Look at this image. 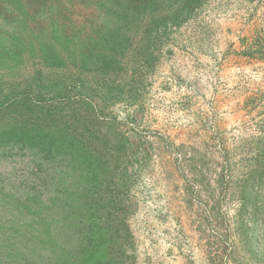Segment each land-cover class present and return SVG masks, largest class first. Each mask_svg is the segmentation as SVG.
<instances>
[{
  "label": "rangeland",
  "instance_id": "obj_1",
  "mask_svg": "<svg viewBox=\"0 0 264 264\" xmlns=\"http://www.w3.org/2000/svg\"><path fill=\"white\" fill-rule=\"evenodd\" d=\"M0 103V264H264V0H0Z\"/></svg>",
  "mask_w": 264,
  "mask_h": 264
},
{
  "label": "trees",
  "instance_id": "obj_2",
  "mask_svg": "<svg viewBox=\"0 0 264 264\" xmlns=\"http://www.w3.org/2000/svg\"><path fill=\"white\" fill-rule=\"evenodd\" d=\"M194 2V4L198 5L199 0H186V4L191 5ZM79 85L83 86L82 83L80 82ZM65 95L63 97L69 98L68 92H70L69 89H64ZM80 91V90H79ZM3 105L2 103H0ZM25 108L24 111L22 109H17V114L18 115H27L25 116L26 122H30V116L34 114V118L37 119L36 123H40L43 127H36L35 132H33L32 135L38 136V142H41V146L44 149V146L48 144H55V140H64V139H69L73 137L74 134H72V131L76 132L78 135H81L85 138L86 143L91 147L92 152L94 155L99 158L104 159L105 157L113 156L115 153V150L117 154H120L121 151L123 154H125V149L122 147L123 144L126 142L123 139H117L116 142H114L109 136L106 134H100V131L92 126V121L88 117H80L76 116L74 114H69V117L66 118V123L70 126H72V131L67 130L64 132H60V130H49V129H42L45 128V126L48 125L50 122V119L52 120H57L58 119H63L65 118L64 114H60V111L58 113L55 112L49 113L47 112L46 109H44V106H35L34 112L33 109L31 108L30 104H24ZM9 108V107H8ZM61 109V108H60ZM58 110V109H57ZM56 110V111H57ZM8 113L11 114V112H15V108L12 107V109L7 110ZM24 112V113H23ZM59 131V132H56ZM29 134V133H28ZM39 134V135H38ZM96 139V140H95ZM131 145V142H130ZM119 146V147H118ZM135 148V147H134Z\"/></svg>",
  "mask_w": 264,
  "mask_h": 264
}]
</instances>
